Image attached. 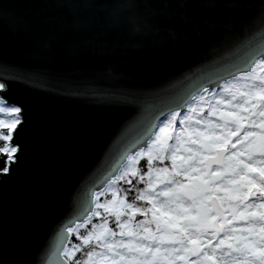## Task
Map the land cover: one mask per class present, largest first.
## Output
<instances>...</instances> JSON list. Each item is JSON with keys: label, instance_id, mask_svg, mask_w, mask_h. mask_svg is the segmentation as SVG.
<instances>
[{"label": "snow or ice", "instance_id": "6c2138e0", "mask_svg": "<svg viewBox=\"0 0 264 264\" xmlns=\"http://www.w3.org/2000/svg\"><path fill=\"white\" fill-rule=\"evenodd\" d=\"M34 6L21 12L0 0V31L19 34L38 58L90 65L167 56L202 29L229 23L219 18L220 0H34ZM258 14L264 21V3ZM229 67L165 105L124 148L106 179L93 185L90 206L61 226L57 264H264V40ZM77 87L105 84L93 74ZM26 134L39 158L51 125L12 99L9 82L0 80V186L21 171ZM12 244L0 223V264H17L3 258Z\"/></svg>", "mask_w": 264, "mask_h": 264}, {"label": "water", "instance_id": "95a60500", "mask_svg": "<svg viewBox=\"0 0 264 264\" xmlns=\"http://www.w3.org/2000/svg\"><path fill=\"white\" fill-rule=\"evenodd\" d=\"M11 2L21 12L36 10L34 0ZM262 3L220 0L219 18L227 19V26L221 22L202 29V35L167 56L143 53L108 65L68 61L60 55L38 58L19 34L0 31V80L9 82L12 99L24 101L33 117L42 113L52 128L39 158L30 135H25L28 153L22 169L0 186V223L13 241L3 258L17 264H33L34 259L37 264H57L61 226L85 212L93 185L100 186L148 122L204 77L214 81L213 73L223 75L221 69L238 65L249 45L261 44ZM93 74L105 87H77Z\"/></svg>", "mask_w": 264, "mask_h": 264}, {"label": "trees", "instance_id": "16d2710c", "mask_svg": "<svg viewBox=\"0 0 264 264\" xmlns=\"http://www.w3.org/2000/svg\"><path fill=\"white\" fill-rule=\"evenodd\" d=\"M137 218L139 219L140 217H137ZM81 232L83 233V230H81ZM71 239L74 240L75 237L73 236V237H71Z\"/></svg>", "mask_w": 264, "mask_h": 264}]
</instances>
